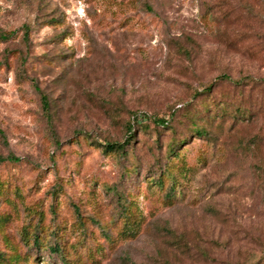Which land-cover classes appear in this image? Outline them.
<instances>
[{
    "label": "rangeland",
    "instance_id": "rangeland-1",
    "mask_svg": "<svg viewBox=\"0 0 264 264\" xmlns=\"http://www.w3.org/2000/svg\"><path fill=\"white\" fill-rule=\"evenodd\" d=\"M5 34L0 264H264V0H0Z\"/></svg>",
    "mask_w": 264,
    "mask_h": 264
},
{
    "label": "trees",
    "instance_id": "trees-1",
    "mask_svg": "<svg viewBox=\"0 0 264 264\" xmlns=\"http://www.w3.org/2000/svg\"><path fill=\"white\" fill-rule=\"evenodd\" d=\"M10 37V34H5V35H1L0 38L6 40ZM0 68H1V63H0ZM217 80H222V81H230V79L225 76V75H221L219 77H217L213 82H216ZM251 78L250 77H246L245 79H243V81H237V82H234L235 85H249L248 82H251ZM241 82V83H240ZM212 88V84L208 87H206L204 90L205 92H209ZM42 100H44L45 102V98L44 96H42ZM133 119L137 118L136 114H133L132 116ZM201 118H195L194 120H192L191 122V125L193 126L194 128V134L197 136V138H201V137H204L208 134V132L206 131V127L203 126V125H200L198 124V121L200 120ZM152 122L156 125V126H159V127H163V128H166L168 126L167 124V121L166 120H163V119H158V118H154L152 119ZM133 125L132 124H127L126 125V133H127V137L126 139L121 142V143H117V142H113V143H106L104 144V153L106 154H112V153H125V148L128 144H130V140L132 139L133 137ZM169 155H171L170 157L174 160H177L179 158V152H178V149H176L175 145H171L170 148H169ZM170 176V172L169 170L167 169V172H166V175L165 177H168L169 178ZM164 177V176H163ZM157 184L159 186H162L163 185V179L161 180L158 179V182ZM6 191H7V188L2 184L0 183V199L1 198H4L5 195H6ZM33 231H31L30 233H27L26 232V229L24 230L23 232V237L26 238V242H29L30 240H32L33 242V245H38L40 246V241H41V237L40 236V233L43 234V231L41 230H37L36 229V226H34L33 228ZM49 249L53 252H60V249H59V246L54 243V245H51L49 247Z\"/></svg>",
    "mask_w": 264,
    "mask_h": 264
}]
</instances>
